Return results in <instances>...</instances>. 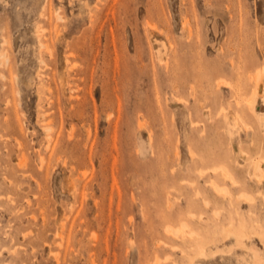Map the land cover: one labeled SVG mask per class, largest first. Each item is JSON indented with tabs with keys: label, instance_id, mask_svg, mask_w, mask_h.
<instances>
[{
	"label": "rangeland",
	"instance_id": "374dc122",
	"mask_svg": "<svg viewBox=\"0 0 264 264\" xmlns=\"http://www.w3.org/2000/svg\"><path fill=\"white\" fill-rule=\"evenodd\" d=\"M263 69L264 0H0V264H264Z\"/></svg>",
	"mask_w": 264,
	"mask_h": 264
},
{
	"label": "bare ground",
	"instance_id": "6f19581e",
	"mask_svg": "<svg viewBox=\"0 0 264 264\" xmlns=\"http://www.w3.org/2000/svg\"><path fill=\"white\" fill-rule=\"evenodd\" d=\"M261 70V69H260ZM257 71L256 72V74H255V80H256V82H257V84H256V87H255V90H254V92L252 93V95H251V97H250V100L252 101V104L254 105V109H255V115H257L258 117H259V119H261V120H264V117L263 116H260V113L259 112H257V108H256V101L258 100V97H260V96H262V97H264V69H263V71ZM251 101H249V102H251ZM253 107V106H252ZM226 113V112H225ZM231 115L230 114H228V113H226L225 114V118L227 119V120H230L231 119V117H230ZM256 116V117H257ZM241 127V126H240ZM236 148H237V146L235 147V150H236ZM243 154V153H242ZM255 169H260V161H256L255 162ZM258 171H260V170H258ZM229 175V174H228ZM230 175H232V174H230ZM261 176V175H260ZM220 189H221V187H220ZM170 228V227H169ZM231 234V233H230ZM232 234H234V236H235V233H233V231H232ZM243 235V234H242ZM230 236V235H229ZM244 237V236H243ZM240 238V237H239ZM244 239V238H243ZM201 240H203L204 241V239H200V241ZM203 245V244H202ZM205 251H202L201 252V254L203 255V257H204V254L206 255L205 257H207V254L206 253H204ZM200 254V255H201ZM201 257V256H200Z\"/></svg>",
	"mask_w": 264,
	"mask_h": 264
}]
</instances>
